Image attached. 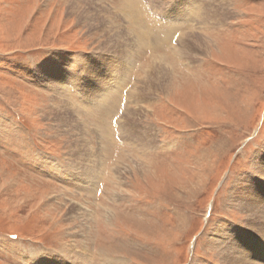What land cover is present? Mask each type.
Returning <instances> with one entry per match:
<instances>
[{
  "label": "rangeland",
  "instance_id": "1",
  "mask_svg": "<svg viewBox=\"0 0 264 264\" xmlns=\"http://www.w3.org/2000/svg\"><path fill=\"white\" fill-rule=\"evenodd\" d=\"M101 1L122 0H0V264H233L215 240L248 230L233 188L247 174L245 185H264L253 168L264 152V0H200L215 7L205 25L193 23L198 0L177 9L179 33L196 32L189 43L199 53L188 59L167 46L177 34L156 27L162 0H136L148 44L168 37L154 52L129 46L118 30L125 19ZM152 52L170 87L143 99ZM68 67L78 87L91 75L114 82L120 69L122 88L105 103L72 85L56 91L55 74ZM134 83L129 133L116 112Z\"/></svg>",
  "mask_w": 264,
  "mask_h": 264
},
{
  "label": "bare ground",
  "instance_id": "2",
  "mask_svg": "<svg viewBox=\"0 0 264 264\" xmlns=\"http://www.w3.org/2000/svg\"><path fill=\"white\" fill-rule=\"evenodd\" d=\"M84 1H86V0H84ZM163 1H165V0H162V5L164 3ZM191 2H193V0H185V2H184L185 6L184 7H186ZM72 3H74V2H72ZM156 4H157V2H155L153 0L152 1V5L154 6ZM196 4H197L198 8H197V12H195L196 15H195V17L193 19V23L194 22H196L198 24L201 23L200 25H202V23L205 20V23H203L205 25L207 21L209 22L210 17L213 18L214 14H213L212 9L215 8V7L213 6V8L210 7V9H208L209 7L204 6V4L200 2V0H198L196 2ZM174 5H176V2H175ZM99 6L104 8L106 10V12L111 17L114 18L116 16V17H122L123 19H125V21L122 23L123 27L121 28L122 25L119 24L118 30L119 31L120 30L121 31L125 30V33L127 35L126 38H128L127 41H128V45L129 46H131L133 43H135L137 45L144 44L145 46H147L149 48V44H152V42H153V52H154V51H156V48H160V45L155 40L160 39L161 37L163 39H168V37H166V35H163V34H162L161 37H159V33L163 32V29H164L165 32H172L173 31L174 34L178 35V33L175 32L178 29V28L175 27L176 24L175 23L172 24L171 22H174L173 16L175 15L176 10L180 8V6L174 8V9L173 8L172 9H168V11L166 12V15L164 14L162 18L160 17L161 19L159 18L160 20H159V22H157V26H156L158 31H159V33L157 34V38L155 40H152L153 38L149 40V44H148L149 35L147 33H145L146 32L145 29H144L145 27L143 28L142 25H141V20L143 18L141 16V12L144 15H146L144 13L145 11L142 10V8H141L142 7L141 3L138 4V2H136V0H122L119 5L110 6V7L107 8V6H104L102 4V1H101V4L98 5V7ZM164 7H165V5H164ZM184 7H182V9ZM166 9H163V10H166ZM225 11H223V12H225ZM154 16L157 17L156 15H154ZM207 16H210V17L207 18ZM89 19H90V17H89ZM216 19H218V18H216ZM91 21H92V19H91ZM102 21H103L102 22V26H103L104 29H106L104 24H107V23H105V21L106 22H108V21H107V19L106 20H102ZM153 23H154V21H153ZM172 25H173V29L171 28ZM200 25L198 26V30H199ZM194 27H196V26L194 25ZM190 32H191V34H190V36H188V34ZM193 32H195V29L191 30V31L188 30L187 33L179 34L178 37H177V40H176V36L177 35L175 36V38L173 37V39H172V37H170V42L168 41L169 44H167V46L175 44L173 48L176 47L175 50H176V52H178V56L180 57V59L181 58H187V55L190 54V51H192L191 54L195 55V56H197L198 53H199L197 51L195 52V50L191 48V45L189 43V42H191L192 36H195V35H193ZM167 36H169V35L167 34ZM108 38L110 40L112 39L114 41V44L120 43V40H121V38H113V37H110V36ZM186 39H188V41H186ZM151 40H152V42H151ZM171 40H174V41L172 42ZM175 40H176V43H175ZM107 44H108V42H107ZM197 45H199V44H197ZM197 45H196V47H197ZM194 46H195V44H194ZM203 47H205V46H203ZM153 52H152V56H151L150 60L145 63L147 66H146V69H145V75H144V79H143L144 84H143L142 90L141 91L139 90L141 92L142 96L144 97V98L142 97L143 99H145L147 97L146 94H151L154 89L159 91L160 89L166 90L168 87H170V85H169L170 82H168V79H167V78L170 79V77H169L170 72L166 71V68H164V66H162V65H164V63L162 61H157V60H160V58H163V55L162 54L158 55L159 58H157L153 54ZM173 52H175V51H173ZM95 57H97V56L95 55ZM118 59H119V57H118ZM114 60H116V59H114ZM50 64H52V62ZM54 64L59 65V68H61V61H59L58 58L54 59ZM57 65H54V69H48L47 72L54 71L56 69ZM100 65H101V63H100ZM131 66H132L131 63L129 62V66H128L129 70H130ZM89 71L90 72H95L91 68H89ZM83 72H86V70L83 71ZM120 74H121V72H120V69H119L118 75L116 77L117 80L113 82V81L108 79V81L106 82L107 84H105V85L104 84H100L99 81L97 82L96 81L97 78L95 76L91 75L89 77H85L86 79L82 78V83L78 87V84L76 82L75 76H74L73 72L68 67L67 71H63V72H59V74H55L58 77H60V75H61L60 79H56L57 77H54L53 74L51 75V76H53L56 79V80L55 79L53 80L54 81V85L52 86V88L55 89L56 91H58L59 89H62V86L65 87L66 85H72V86H74V88L76 87L79 97L82 100H84V101H88V102L100 101V103L104 102V101L107 102V100L109 99L110 95H112L111 94L113 92L112 89H115L116 86L122 88V86H118V84H119L118 80L120 79ZM47 79H48L47 77H43L44 83H47L46 85H49L48 83H51V82L49 80H47ZM102 83H104V81ZM59 84H62V85L60 86ZM124 85H123V87H124ZM134 85H135V83L132 85V88L130 89L131 93L129 94V103L127 102L125 107H124V109H122L121 111H120V107L117 108V112L116 113L119 116V121H118L119 127L121 126L120 125L121 118L125 116L126 119H125L124 122L126 123V128H127V126H130V128H131V124H130V122L128 120L132 117L131 114L134 115L133 111H135L136 107H137V106H133V107L129 108L130 105L132 104V98L130 96H132V94H133V91H134V88H135ZM138 87H139V84H138ZM156 88H159V89H156ZM133 105H134V103H133ZM59 108L60 109L62 108V110H67V108L70 109L69 106H65V105H64V107L63 106H61V107L59 106ZM60 109L57 111L56 114L62 115L61 114L62 112L60 111ZM66 114H68V113H66ZM64 116H66V115H64ZM64 116H63V118H64ZM75 126H77V125L75 124ZM133 131H134V129L131 128L129 130V133L133 132ZM135 134H136V132H135ZM139 134H142V133H139ZM146 141H147L146 143L149 145V140H146ZM138 143H139V141H138ZM253 168H254V173L257 174V177H259V174H260V176H264V152L262 154L258 155V157L254 159ZM120 172H121V170L118 169V171L115 170L114 173L117 175V173L120 174ZM240 178H242V180H244L243 181L244 185L241 186L240 183H239L240 187L236 186V188H233V192H235V193H232L231 195H232V200L238 202L239 203L238 206H242L241 209L242 210L245 209L248 212V218H247L248 220L246 219V226H247L248 230H246L245 233H243V232H241L239 230H235V228H228V229H224V230L220 231L219 235L215 239V240L218 241L216 247H217L218 254L220 255V257L223 258V260L225 262H227V263L230 262V261H234L233 264H262V263H264V210L262 209V208H264V185L261 184V183H259V184L257 183L255 185V187L250 186V185H249L250 186L249 187V186L245 185V181L246 180L250 181V179L253 178V176H250L249 174H247V175H245L243 177H240ZM262 180H264V178ZM242 200H247V201L243 204V203H241ZM258 200L261 203V205L259 206L260 209H258V210L256 209L255 210V206H256L255 203H257ZM257 204H259V203H257ZM254 229H256L258 231L257 232V236L255 237L256 240H255V238L253 236H250V234H251L250 232H252L251 230H254ZM249 236H250V238H254V240L251 241V239H249ZM229 242H233L232 246H229L230 245ZM79 254H81V252H79ZM56 257L53 258V259H56ZM74 261H75V259H74ZM258 261H260L261 263L258 262ZM36 263L37 262H34V264H36ZM44 263L45 264H55L54 262H45V261H44ZM61 264H64V263L61 262Z\"/></svg>",
  "mask_w": 264,
  "mask_h": 264
},
{
  "label": "crops",
  "instance_id": "3",
  "mask_svg": "<svg viewBox=\"0 0 264 264\" xmlns=\"http://www.w3.org/2000/svg\"><path fill=\"white\" fill-rule=\"evenodd\" d=\"M168 1H170V0H168ZM173 2V0H171L170 2H167L166 4L164 3L163 5H165V7L167 8L166 10H164V12H162V15H164L167 11H168V9H174V8H176V7H184L185 6V3H183L182 1H180V0H177L176 1V5H174L175 4V2L174 3H172ZM170 4V5H169ZM173 4V5H172ZM193 30V29H192ZM175 32H177V33H179V29H177ZM180 34V33H179ZM178 34V35H179ZM178 35L176 36V40H177V37H178ZM171 36V35H170ZM164 40V39H163ZM176 40H175V43H176ZM158 44L160 43V41H159V39H157V40H155ZM151 42H152V40H151ZM160 45V47H161V44H159ZM175 45V44H174ZM151 49L153 50V42H152V44H151ZM151 52V51H150ZM188 59V58H187Z\"/></svg>",
  "mask_w": 264,
  "mask_h": 264
},
{
  "label": "snow or ice",
  "instance_id": "4",
  "mask_svg": "<svg viewBox=\"0 0 264 264\" xmlns=\"http://www.w3.org/2000/svg\"><path fill=\"white\" fill-rule=\"evenodd\" d=\"M117 121L116 120H113L112 123H116Z\"/></svg>",
  "mask_w": 264,
  "mask_h": 264
}]
</instances>
